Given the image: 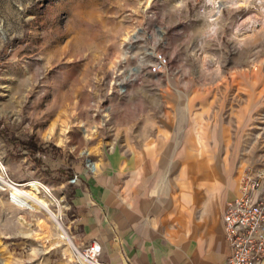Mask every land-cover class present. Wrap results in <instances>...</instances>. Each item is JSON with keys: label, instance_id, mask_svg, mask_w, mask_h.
<instances>
[{"label": "rangeland", "instance_id": "374dc122", "mask_svg": "<svg viewBox=\"0 0 264 264\" xmlns=\"http://www.w3.org/2000/svg\"><path fill=\"white\" fill-rule=\"evenodd\" d=\"M218 1L0 0V172L50 203L78 251L92 241L77 239L76 188L107 174L133 184L136 153L232 158L219 166L227 200L264 164V0H220V14ZM159 54L168 65L151 72ZM205 126L217 148L203 147ZM189 167L171 164L165 185ZM8 192L0 264H87L46 210Z\"/></svg>", "mask_w": 264, "mask_h": 264}, {"label": "crops", "instance_id": "0c3cea01", "mask_svg": "<svg viewBox=\"0 0 264 264\" xmlns=\"http://www.w3.org/2000/svg\"><path fill=\"white\" fill-rule=\"evenodd\" d=\"M212 130L213 126H205L203 147L217 148L208 146L214 141ZM193 143L192 149H199ZM156 152V156L145 152L144 158L134 155L133 164L143 165V175L138 173L133 184H128L130 179L122 184L107 174L76 188L78 242H100L102 260L108 264H224L230 248L222 215L238 186L232 187L233 198L223 197V184L231 183L219 166L236 161L215 154L200 156L198 151L178 161L179 157ZM184 162L190 169L174 178L181 184L165 185L168 167ZM185 180L192 189L188 206L181 192ZM221 200L224 205L219 207Z\"/></svg>", "mask_w": 264, "mask_h": 264}, {"label": "built area", "instance_id": "2783aa9c", "mask_svg": "<svg viewBox=\"0 0 264 264\" xmlns=\"http://www.w3.org/2000/svg\"><path fill=\"white\" fill-rule=\"evenodd\" d=\"M168 59L159 54L151 72H159ZM72 181H76L73 178ZM10 185L20 186L11 181ZM8 198L17 199L9 188ZM224 236L230 253L224 264H261L264 262V164L247 169L238 183V194L226 203L223 215ZM78 251V250H77ZM103 246L93 240L85 246L80 260L87 264H108L101 259Z\"/></svg>", "mask_w": 264, "mask_h": 264}, {"label": "bare ground", "instance_id": "6f19581e", "mask_svg": "<svg viewBox=\"0 0 264 264\" xmlns=\"http://www.w3.org/2000/svg\"><path fill=\"white\" fill-rule=\"evenodd\" d=\"M218 2H219V4L217 5V7H218L217 12H218V14H220L222 7L226 3H223V2L220 3L221 2L220 0ZM32 184L35 186H38V185L43 186V185L39 184V182H34ZM28 185H30V183ZM43 187H45V186H43ZM7 188H11L13 196L17 199L16 204H18L20 207H24L27 209H35V210L40 208V209L46 210L49 213V215L52 216V219H53V221H54V223L58 229V232H59L58 236L60 237V239L69 243L70 246L74 250L77 251V248L75 247L70 235L65 230V228L62 226L61 222L57 218V215L51 210L50 203L47 200L39 197L38 195L34 194L32 191H28V190L21 188L19 186L12 187L10 185V183L7 182L6 178L0 172V189L5 190ZM46 190H48V189H46Z\"/></svg>", "mask_w": 264, "mask_h": 264}]
</instances>
